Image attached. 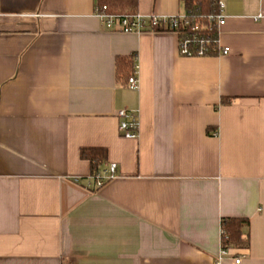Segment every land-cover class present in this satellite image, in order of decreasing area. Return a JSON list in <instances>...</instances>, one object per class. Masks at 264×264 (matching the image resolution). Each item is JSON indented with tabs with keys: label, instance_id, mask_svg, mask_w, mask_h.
I'll list each match as a JSON object with an SVG mask.
<instances>
[{
	"label": "crops",
	"instance_id": "obj_1",
	"mask_svg": "<svg viewBox=\"0 0 264 264\" xmlns=\"http://www.w3.org/2000/svg\"><path fill=\"white\" fill-rule=\"evenodd\" d=\"M219 1L229 53L188 57L173 31L108 29L96 0H0V264H216L225 217L250 244L220 264H264V0ZM83 147L116 164L94 191Z\"/></svg>",
	"mask_w": 264,
	"mask_h": 264
},
{
	"label": "built area",
	"instance_id": "obj_2",
	"mask_svg": "<svg viewBox=\"0 0 264 264\" xmlns=\"http://www.w3.org/2000/svg\"><path fill=\"white\" fill-rule=\"evenodd\" d=\"M186 1V0H185ZM219 11L216 13H211L206 15L209 22H214L217 28V35L206 36L197 33L201 29V24L195 22L194 25L190 26V18L188 10L184 15H174V16H158L150 15L143 16L140 13H135L133 15L125 14L122 17H115L106 13L96 11L102 23L108 29H114L118 27L122 31H173L178 35L179 38V51L181 55L188 57L195 56H208L211 54L224 55L228 54L230 48L227 46H222L220 44L219 33L220 27L225 23V15L223 13L224 4L218 0ZM138 65H134V72L128 78V86L132 89L138 87ZM119 131L121 135L125 138H136L138 137L139 122L135 112L129 109H121L118 111ZM116 174V164H109L108 169L102 175L98 177L96 185L101 187L104 185L105 181L112 179ZM229 247L221 248L216 264H220L222 259L229 253ZM241 257L235 259V263H240Z\"/></svg>",
	"mask_w": 264,
	"mask_h": 264
},
{
	"label": "trees",
	"instance_id": "obj_3",
	"mask_svg": "<svg viewBox=\"0 0 264 264\" xmlns=\"http://www.w3.org/2000/svg\"><path fill=\"white\" fill-rule=\"evenodd\" d=\"M138 5L139 0H96V11L120 18L125 14L133 15L137 13ZM185 6L190 14L189 29L195 22H199L201 29L197 33L206 36L217 35L215 23L209 22L206 15L219 11L218 0H186ZM116 69L118 77L123 81H128V78L134 72L132 56H118L116 58ZM80 157L90 164V184L88 187L93 191L100 188L96 185V182L98 177H102L109 167L108 149L105 147H83L80 150ZM249 224L247 218H223L221 221L222 246L247 248L250 244Z\"/></svg>",
	"mask_w": 264,
	"mask_h": 264
}]
</instances>
